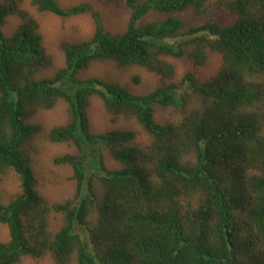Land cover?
<instances>
[{"label":"trees","instance_id":"trees-1","mask_svg":"<svg viewBox=\"0 0 264 264\" xmlns=\"http://www.w3.org/2000/svg\"><path fill=\"white\" fill-rule=\"evenodd\" d=\"M40 13L75 16L90 12L93 35L63 41L64 66L53 65L39 21L16 0L0 3V178L19 177L20 193L7 203L0 189V264L49 254L55 264H264V0H126L124 31L111 33L86 3L62 7L57 0H30ZM218 5L234 17L188 26L174 16L189 8L206 15ZM19 24L5 36L7 16ZM165 15V17H163ZM221 56L213 76L187 72L179 84L163 83L145 94L100 78H81L95 62L142 67L161 80L173 78L166 57L202 66ZM100 97L107 113L135 120L132 130L93 133L87 109ZM67 120L47 139L74 147L53 163L70 167L75 191L49 203L36 189L31 167L42 132L33 122L58 101ZM170 108L163 123L155 107ZM119 164L109 169L103 153ZM61 226L50 230L49 216Z\"/></svg>","mask_w":264,"mask_h":264},{"label":"rangeland","instance_id":"rangeland-1","mask_svg":"<svg viewBox=\"0 0 264 264\" xmlns=\"http://www.w3.org/2000/svg\"><path fill=\"white\" fill-rule=\"evenodd\" d=\"M5 0H0V3ZM18 5L27 10L39 21V32L43 45L53 58V65L42 71V76H51L57 69L64 66V56L59 48L61 42L77 43L89 39L95 30V22L90 12L75 16H57L48 12L40 13L30 4V0H16ZM62 7H71L76 4L86 3L98 13L103 27L111 33H119L125 30L130 9L126 0H57ZM214 3L215 0H209ZM188 26L201 25L209 20H217L221 25L233 23L234 17L222 7L215 5L208 10L206 15H197L194 9L189 8L175 14ZM165 17V15H163ZM19 19L17 16H7L1 30L5 36H9L17 28ZM175 67L173 78L163 79L153 72L142 67L132 66L118 68L112 62H95L90 67L81 71V78H100L108 82L119 83L128 88L132 93L145 94L154 90L163 83L179 84L187 72H192L200 81L208 79L216 74L221 66V56L217 53H209L207 62L202 66H194L186 58L166 57ZM154 119L163 123L169 116L170 108L155 107ZM89 124L93 133H102L114 129L132 130L136 138L142 143L148 142V136L140 125L133 119H125L121 116H112L106 112L100 97L92 96L87 109ZM67 120V104L60 100L49 110L40 111L34 117L33 122L41 125L42 132L35 141L32 153L31 167L37 180L36 189L49 203L63 202L71 198L75 191V183L71 179L70 167L56 165L53 160L58 155L74 153L75 149L65 143H53L47 139V132L54 126L61 125ZM105 165L109 169H118L119 164L103 153ZM0 189L3 202L7 203L20 193V181L15 171L9 170L0 178ZM61 216L51 213L49 216L50 230L55 232L61 226ZM9 234L7 226L0 223V242H7ZM22 264H55L49 254L40 258L23 257ZM69 264H75L72 260Z\"/></svg>","mask_w":264,"mask_h":264}]
</instances>
